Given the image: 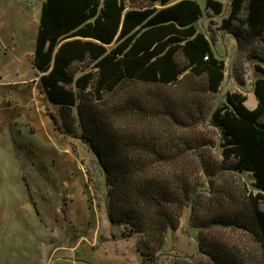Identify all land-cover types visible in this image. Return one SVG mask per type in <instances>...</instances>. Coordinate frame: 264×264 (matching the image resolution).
<instances>
[{"label":"trees","instance_id":"trees-1","mask_svg":"<svg viewBox=\"0 0 264 264\" xmlns=\"http://www.w3.org/2000/svg\"><path fill=\"white\" fill-rule=\"evenodd\" d=\"M200 16L196 0H43L31 68L60 133L93 153L108 219L141 264L157 263L186 206L198 251L176 264H264V0H230L209 26L234 37L240 66L260 62L252 110L238 91L211 109L226 66Z\"/></svg>","mask_w":264,"mask_h":264},{"label":"rangeland","instance_id":"rangeland-1","mask_svg":"<svg viewBox=\"0 0 264 264\" xmlns=\"http://www.w3.org/2000/svg\"><path fill=\"white\" fill-rule=\"evenodd\" d=\"M42 1L0 0V264H141L136 237L122 240L108 219L104 174L93 153L60 133L58 109L47 103L31 68ZM217 1L223 11L210 18L206 0H196L201 16L194 24L225 61L212 110L225 103L228 92L249 93L254 65L260 64L249 60L240 66L234 37L212 35L210 20L215 30L230 0ZM239 70L242 84L234 75ZM245 106L254 109L255 98ZM189 216L186 206L178 229L166 232L156 264H176L197 253L199 230Z\"/></svg>","mask_w":264,"mask_h":264},{"label":"crops","instance_id":"crops-1","mask_svg":"<svg viewBox=\"0 0 264 264\" xmlns=\"http://www.w3.org/2000/svg\"><path fill=\"white\" fill-rule=\"evenodd\" d=\"M43 2V1H42ZM228 5H229V1H228ZM228 8V7H227ZM220 34H223V35H225V36H230V34H228V33H220ZM32 54V53H31ZM237 56H238V52H237ZM237 56H236V58H235V60L237 59ZM233 70V69H232ZM37 80H38V78H37ZM242 93L243 94H246V96H247V100L250 98V96H252V97H254V95H253V93H252V89H251V91L249 92V93H244V91H242ZM43 95H44V93H43ZM44 97H45V95H44ZM255 98V97H254ZM45 99H46V97H45ZM47 101V100H46ZM47 103H49L48 101H47ZM119 230H120V232H121V230H122V228H118ZM120 237H121V239L123 240V239H126V238H123L122 236H121V234H120ZM131 237V236H130ZM130 237H127V238H130ZM136 249V248H135ZM138 253V252H137ZM140 256V255H139ZM141 260V259H140Z\"/></svg>","mask_w":264,"mask_h":264},{"label":"built area","instance_id":"built-area-1","mask_svg":"<svg viewBox=\"0 0 264 264\" xmlns=\"http://www.w3.org/2000/svg\"><path fill=\"white\" fill-rule=\"evenodd\" d=\"M249 86H250V87L252 86V82H251V80H250Z\"/></svg>","mask_w":264,"mask_h":264}]
</instances>
